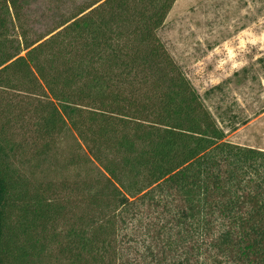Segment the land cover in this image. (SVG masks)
<instances>
[{"label":"trees","instance_id":"trees-1","mask_svg":"<svg viewBox=\"0 0 264 264\" xmlns=\"http://www.w3.org/2000/svg\"><path fill=\"white\" fill-rule=\"evenodd\" d=\"M29 1L0 0V264H264V150L161 41L176 0H84L33 39ZM67 132L88 173L23 170Z\"/></svg>","mask_w":264,"mask_h":264},{"label":"rangeland","instance_id":"rangeland-1","mask_svg":"<svg viewBox=\"0 0 264 264\" xmlns=\"http://www.w3.org/2000/svg\"><path fill=\"white\" fill-rule=\"evenodd\" d=\"M83 1L30 0L23 14L29 36L51 30L60 14ZM158 35L225 139L264 150V0H176ZM215 86L220 87L210 92ZM75 145L73 132H67L48 157L25 155L21 167L38 179L85 175L91 166L65 160ZM44 264L64 263L52 252Z\"/></svg>","mask_w":264,"mask_h":264}]
</instances>
